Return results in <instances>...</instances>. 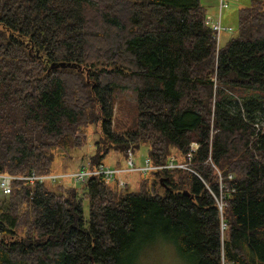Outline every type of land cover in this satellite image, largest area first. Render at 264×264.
<instances>
[{"label":"trees","instance_id":"16d2710c","mask_svg":"<svg viewBox=\"0 0 264 264\" xmlns=\"http://www.w3.org/2000/svg\"><path fill=\"white\" fill-rule=\"evenodd\" d=\"M204 12L200 0H0V173H52L91 126L94 166L140 149L164 165L199 144L198 176L150 172L135 192L97 176L79 188L14 182L0 194V264H125L161 237L193 264H264V0L239 10L218 50ZM124 89L137 119L115 133Z\"/></svg>","mask_w":264,"mask_h":264},{"label":"rangeland","instance_id":"374dc122","mask_svg":"<svg viewBox=\"0 0 264 264\" xmlns=\"http://www.w3.org/2000/svg\"><path fill=\"white\" fill-rule=\"evenodd\" d=\"M226 1L228 3L229 8L222 9L223 11L222 27L230 28L231 32H227L224 30L221 31L220 33L221 38L220 41L218 42L216 36L217 31H215L216 32L215 33L211 29L212 32L214 33L215 40H217L216 43L217 50L219 49L218 45L223 46L229 39L237 36L238 28H239V22H238L239 10L243 7H248L251 3V0H226ZM200 3L202 4L201 6H205L206 13L204 12L205 16L203 23L205 26H207L205 24V21L207 23V20L210 19L209 17L212 18L217 17L218 14L217 0H202V1L200 0ZM213 91H215V87ZM115 95L116 96H115V106L113 112V131L115 133H123L126 131L133 130L137 119L135 95L130 90L127 89L120 90L116 92ZM259 115L264 116L262 114ZM98 132H99L98 126H91L88 129H86L85 130L86 139L84 145L79 149L69 150L67 151V153L62 151L60 155L56 156L52 165V170H53L52 173L67 174V173L75 172L79 168H83V167L97 168L99 165H101L102 163L97 164L95 166L90 165L89 162L86 161L88 157L94 154L95 143L98 141L99 138ZM129 159H131V161L133 162V166L135 168H145L146 161L148 159L146 155V150L140 149L132 152L128 150L126 155L121 154L120 152L117 151H110V153L103 160V165L110 168L124 170L126 165H128ZM168 159H172L175 165L186 164L190 167L188 163L189 162L188 155L181 156L175 150L171 152V155L169 156ZM118 163H120V165ZM149 165L154 167L165 166V164L152 165L150 162ZM175 169L192 173L186 169H179V168H175ZM150 172H155V171H147L145 173L140 171L131 172V173L128 172L120 173L119 178L123 177V179L125 180V182H127V184L123 185L124 187L122 188L119 187V189H123V193L135 192L138 188V183L140 182L139 180L142 177L149 174ZM52 173H47V174H52ZM193 174L197 175L195 172ZM17 177H21V176H17ZM16 182H22V181L18 180ZM57 183L58 184L54 183V185L70 186L71 184V186H75L76 188H79V185H81L84 182L80 184H76L71 179H65V180H60ZM108 184L116 185L115 183H108ZM224 191L222 192V194L224 193ZM216 206L218 207V209L220 210L222 209V202L218 198H217ZM84 214L85 215L87 214V203L85 201H84ZM224 228L225 227L223 225L220 228L221 231H223ZM221 235L222 232H220V237ZM142 249H143L142 251L136 252L134 254L128 253L125 264H193L190 257H186L184 254L181 253L179 246L176 243L168 240L165 237L157 238L151 244L143 246ZM221 264H224L223 260Z\"/></svg>","mask_w":264,"mask_h":264},{"label":"built area","instance_id":"2783aa9c","mask_svg":"<svg viewBox=\"0 0 264 264\" xmlns=\"http://www.w3.org/2000/svg\"><path fill=\"white\" fill-rule=\"evenodd\" d=\"M227 7V3L225 0H219V5H218V14L216 18H212L209 17L210 19L207 20V23L205 21V24L207 25V27H209L210 29L213 30V32L217 31L216 36H217V40L219 42V38H220V33L221 31H227V32H231L230 28H223L222 24H220V13L222 12L223 8ZM217 40L216 43H217ZM264 122L262 124H254V127L257 131L259 130H264ZM199 148V144L197 142H192L189 146V150H188V160H189V165H190V161L192 159L193 153L198 150ZM132 154V153H130ZM205 164H208L209 166H211L213 169L216 170L218 177H219V190H220V196L218 199L221 200L223 199V194L222 192L224 190H226L224 184L222 183L221 180V174L219 173V171L216 169V167L214 166V164L212 163L210 157H208V160L205 162ZM175 168H179V169H186L189 170L190 172L194 173L193 170L186 164L184 165H175L172 159H169V161L165 164V166H158V167H154L149 165V160L147 159L146 161V167L145 168H135L133 166V162L131 161V159H129L128 161V165H126V167L124 168V170H120V169H116V168H110L107 167L103 164L99 165L97 168L93 167V168H89V167H83V168H79L77 171L72 172V173H67V174H37L35 171H31L28 175L26 176H21V177H17V176H10V175H6V174H0V194L4 197L8 196L11 191H12V185L14 182L20 180L23 182H27L29 184H34V183H57L60 180H65V179H71L74 183L76 184H80L82 182H84L87 178L89 177H101L103 178V180L106 183H115L117 185V187H124L123 185H126L127 182H125V180L123 179V177L119 178V174L122 172H147V171H161V170H172ZM229 180H232V175H228L227 177ZM215 201L217 204V198L215 197ZM218 208V207H217ZM220 208V206H219ZM220 212L221 210L218 209Z\"/></svg>","mask_w":264,"mask_h":264},{"label":"water","instance_id":"95a60500","mask_svg":"<svg viewBox=\"0 0 264 264\" xmlns=\"http://www.w3.org/2000/svg\"><path fill=\"white\" fill-rule=\"evenodd\" d=\"M50 68H51V69H58V68H62V69L67 68V69H68V68H69V69H77V70H78V68H77L76 66H74V65H72V64H65V63L52 64ZM99 69H100V67H99ZM164 180H165V179L160 178V179H159V182H160V185H161L164 189H166V186H165V184H164ZM183 194L187 195L186 192H184Z\"/></svg>","mask_w":264,"mask_h":264},{"label":"crops","instance_id":"0c3cea01","mask_svg":"<svg viewBox=\"0 0 264 264\" xmlns=\"http://www.w3.org/2000/svg\"><path fill=\"white\" fill-rule=\"evenodd\" d=\"M202 1V0H201ZM226 1V0H225ZM226 3H227V1H226ZM218 4H219V2H218V0H217V8H218ZM202 5V4H201ZM203 8H204V10H205V6H202ZM227 9L229 8V6H228V3H227V7H226ZM205 13H206V10H205ZM222 18H223V11L220 13V24H222ZM223 34V33H222ZM221 38V37H220ZM220 38H219V41H220ZM220 46L221 45H218V48H220Z\"/></svg>","mask_w":264,"mask_h":264}]
</instances>
